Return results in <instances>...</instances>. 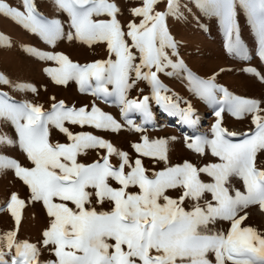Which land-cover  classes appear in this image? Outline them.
I'll return each instance as SVG.
<instances>
[{"label": "snow or ice", "instance_id": "1", "mask_svg": "<svg viewBox=\"0 0 264 264\" xmlns=\"http://www.w3.org/2000/svg\"><path fill=\"white\" fill-rule=\"evenodd\" d=\"M159 0H143L141 7L131 9L134 16L142 17L139 24L129 22L125 33L116 19L119 11L114 3L108 0H55V4L69 16L67 38H75L89 46L97 42H106L110 55L115 59L97 60L81 65L71 61L67 55L37 53L44 59L56 61V69H45L57 85H66L76 81L81 92H90L94 96L114 97L121 106L122 115L137 111L145 118L150 117L149 99L144 96L139 101L127 99V92L135 84V80L148 81L152 88V97L163 104L173 115H179L183 122L195 125L194 112L189 105L181 109L170 97L162 96L161 90L167 89L157 79V73L171 67L183 69L179 61L173 63L165 49H172L175 55L177 47L169 35L165 17L178 13V0H167L164 12H154ZM252 15L257 17L260 45L259 56L264 61V0H242ZM208 4L223 16L229 34L233 31V0H208ZM23 11L11 7L0 0V15L15 18L19 23L32 31L39 32L49 43L62 35L61 22L46 20L37 12L33 0H22ZM106 14L108 21L94 20V16ZM125 36L129 37V45ZM6 38L0 37V41ZM139 53L137 57L132 49ZM236 55L244 54L239 39L230 44ZM34 52V49H27ZM139 59V63L135 61ZM155 67L156 71H151ZM148 68V72H143ZM245 72L261 75L253 68ZM135 73V80L129 83L130 73ZM197 94L208 103L220 105L215 112L218 118L212 126V139L207 136L185 138V146L203 155L205 147L218 157L219 163L207 164L197 168L191 162L181 165L167 166L163 170L146 175L141 159L129 161L128 154L118 151L104 139L90 133L73 134L66 127L65 121L80 125H88L99 130L119 131L121 125L109 114L99 110L95 105L91 111L87 106L80 108L66 107L64 101L51 106L48 112L42 106L29 102H9L6 93H0V118L12 122L18 136V145L33 167H24L14 159L0 158V171L14 169L15 175L30 190L31 201H41L50 217L49 227L43 231L44 247L52 245L56 259L44 264H211L207 258L214 253L216 264H264V235L250 226H242L246 215L238 213L250 205H259L264 210V169L257 167V155L264 152V112L261 101L233 95L227 89L216 85L213 78L198 79L188 73ZM0 83L9 81L0 75ZM112 85L109 92L106 85ZM17 89L35 92L31 85H15ZM217 93H223L218 99ZM51 99H55L52 97ZM179 99V98H177ZM227 110L240 119L252 113V124L255 129L244 133V138L233 142L230 137L235 133L227 132L221 126V113ZM129 126L133 125L127 120ZM50 126L66 134L71 141L68 144L50 143ZM135 131H141L139 127ZM175 139V138H172ZM142 143L132 147L139 155L164 161L167 165V140H149L141 137ZM13 141L6 135H0V146H12ZM106 149V155L91 164L77 162L78 154H86V150ZM116 155L120 159L118 167L109 162V156ZM126 167L130 170L126 171ZM200 173L212 177L213 183H204ZM237 177L243 181L244 192L232 188L230 194V178ZM109 179L119 185L113 188ZM130 186H137L138 193L128 191ZM94 191H89L88 189ZM182 188L178 199L166 195L167 190ZM205 192L212 194L215 204L205 202L201 206L198 201ZM111 202L109 211H97L88 207L93 203ZM59 202H56V201ZM185 200L197 201L192 210L186 211L182 206ZM163 201V202H161ZM75 207L69 206V203ZM24 201L12 194L6 207L19 225L20 209ZM2 210V209H0ZM218 219L230 222V228L213 231L209 228ZM15 231L7 232L0 237V243L9 251L0 249V264H9L6 255H15L11 264H39V250L35 244L26 241L14 243ZM114 241V244L108 243ZM126 246V250H125Z\"/></svg>", "mask_w": 264, "mask_h": 264}, {"label": "rangeland", "instance_id": "2", "mask_svg": "<svg viewBox=\"0 0 264 264\" xmlns=\"http://www.w3.org/2000/svg\"><path fill=\"white\" fill-rule=\"evenodd\" d=\"M4 2L20 11L24 10L22 0H4ZM108 2L114 3L119 9L116 19L125 33L128 31L127 25L130 21L136 24L140 23L142 17L134 16L131 9L141 7L143 0H108ZM33 3L43 18L61 22L62 35L49 43L39 32L26 28L15 18L0 15V37L6 38L0 41V75L9 81L7 84L0 83V90L11 95L20 103L29 102L42 106V111L45 112L50 111L52 104L61 100L64 101L66 107L78 109L87 106L86 110L88 111H91V107L95 105L102 112L111 115L121 125V129L116 132L99 130L88 125L81 127L67 121H65L64 127L73 134L84 132L104 139L118 151L126 152L130 162H134L137 158L141 159L143 167L147 170L146 175L150 177L153 172L163 170L167 166L181 165L185 161L191 162L197 168L220 162L219 158L213 156L207 147H205V154L201 155L185 146L186 137L207 136L208 139H212L211 129L218 119L215 112L220 110L219 104L208 103L197 94L194 84L188 78V73L204 80L214 77L213 82L219 87L227 89L229 93L236 96L259 100L261 108H264V82H261L258 76L244 71L246 68H253L264 75V61L258 54L260 51L258 20L251 14L247 5L242 3V0H233V31L231 34L227 30L223 16L210 7L208 0H178V13L165 17L167 31L177 45L175 55H172L173 50L170 48H166L165 51L173 63L181 62L187 72L178 68L174 75H168L174 70L167 67L163 71V75L159 76L157 73V79L167 89V91L161 90L160 94L170 97L173 102L179 104L181 109L191 106L194 112L193 118L197 119V123L201 126L197 127L196 123L190 133H187L179 125V122H183L179 115H173L166 108H161L166 102L158 104L154 98H151L153 93L149 82L135 80L134 72L130 73L129 83L135 80V84L128 90L127 99L139 101L144 96L150 97L149 109L155 113L154 121L147 127L139 126V117L136 113L132 112L130 119L122 115L121 106L114 97L104 101L101 97L94 96L90 92H81L79 85L74 80L69 81L66 85L55 84L51 76L44 70L56 69L59 65L56 61L44 59L37 53L64 54L71 61L81 65L97 60H114L115 57L109 54L106 42H97L89 46L75 38L69 40L67 33L72 31L74 36V30L69 28L68 14L57 7L55 0H33ZM166 8L167 0H159V3L154 6V12H164ZM93 19L108 21L111 18L104 14L94 16ZM236 39H239L244 48L242 55H236L230 48L231 42ZM125 40L129 45L132 44L129 37L125 36ZM27 49L35 51L29 52ZM132 51L139 57V53L134 48ZM139 62L137 58L135 63ZM142 71L148 72L149 69L143 68ZM151 71H156L155 67ZM18 84L31 85L36 91L32 92L26 88L17 89L14 86ZM106 87L109 92L112 91V85L109 84ZM222 95L223 93H217V98L219 99ZM52 97L55 99H51ZM258 114L264 116V112ZM165 115H170L171 118H167ZM252 116L253 114L249 113L238 119L225 110L221 113V126L227 131H233L237 136L236 139L241 140L244 133L252 132L255 129V125L252 124ZM127 120H131L133 125L129 126ZM187 125L192 127L188 123ZM135 127H139L141 131H135ZM49 131L50 143L68 144L71 142L66 134L55 127L50 126ZM0 135H6L13 141L12 146H0V158L14 159L24 167L34 166L19 148L18 136L10 120L0 118ZM141 137H148L150 141L167 140V165L164 161L136 153L132 145L142 143ZM106 154V149L94 148L86 150V154H78L76 159L78 163L87 165L96 161L103 162L101 158ZM109 162L114 167H118L120 159L113 154L109 156ZM257 167L264 169V152L257 155ZM125 170L130 169L126 167ZM199 178L204 183L214 182L212 177L206 173H200ZM108 182L113 188L119 187L115 180L109 179ZM228 186L232 195H234V192L231 191L232 188L244 192L243 181L237 177L230 178ZM88 190L94 191L91 188ZM128 191L138 193L139 188L130 186ZM182 191V188L169 189L166 195L178 199ZM12 194H16L18 199L25 202L20 209L19 225L16 224L6 207ZM30 197L29 188L15 175L14 169L8 168L0 171V209H2L0 210V237H3L7 232L15 231L14 243L26 241L35 244L39 250V264H44L45 261L56 259L52 252L53 246L44 247L41 243L42 233L49 227L50 217H48L43 203L31 201ZM205 202L215 204L211 193L205 192L198 201L201 206ZM68 203L69 206L75 207L70 202ZM195 203L197 201L185 200L182 206L186 211H190ZM88 207L95 208L97 211H109L112 204L108 201L103 204L96 203L93 196V203ZM244 215H246V219L242 222V226H250L259 234L264 235V210L258 204L250 205L238 213V216ZM209 228L213 231H223L226 234L230 228V222L218 219L214 224H210ZM108 243L114 244V241L108 240ZM0 249L6 253L9 251L3 247L2 243H0ZM13 255H15L14 247L11 254L5 256V260L11 263ZM207 258L211 264H216L214 253H209ZM225 264H231V262L226 260Z\"/></svg>", "mask_w": 264, "mask_h": 264}, {"label": "bare ground", "instance_id": "3", "mask_svg": "<svg viewBox=\"0 0 264 264\" xmlns=\"http://www.w3.org/2000/svg\"><path fill=\"white\" fill-rule=\"evenodd\" d=\"M0 93H3V91H0ZM7 97H8V99H9V102L19 103L17 99H15V98H13V97H10V96H8V95H7ZM104 98H105V97H104ZM105 99H107V98H105ZM149 113H150V117H148V119L151 118V116H153V113L150 112V110H149ZM131 114H132V112H130V114L128 113V114L126 115V117H130ZM141 114H142V113H141ZM142 119L145 120V117L143 116V114H142ZM148 119H147V121H149ZM160 119H161V118H160ZM155 121H156V120H155ZM145 122H146V120H145ZM140 124H141V123H140ZM227 132H230V131H227ZM230 133H233V131H231ZM248 133H251V132H248ZM242 137L244 138V135H243ZM236 138H237L236 135L233 136V137H230V139H232V140L235 139V140H238L237 142H239L240 139H236ZM243 138H242V139H243Z\"/></svg>", "mask_w": 264, "mask_h": 264}, {"label": "trees", "instance_id": "4", "mask_svg": "<svg viewBox=\"0 0 264 264\" xmlns=\"http://www.w3.org/2000/svg\"><path fill=\"white\" fill-rule=\"evenodd\" d=\"M166 69H167V68H165L164 70H166ZM158 74H159V76H160V75H163L164 72L162 71V72H159ZM162 85H163V84H162ZM163 86H164V85H163ZM164 87H165V86H164Z\"/></svg>", "mask_w": 264, "mask_h": 264}]
</instances>
